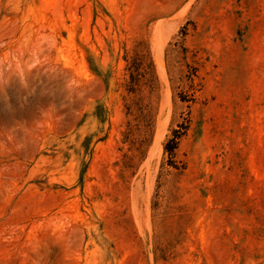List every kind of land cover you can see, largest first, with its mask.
<instances>
[{"label": "rangeland", "instance_id": "1", "mask_svg": "<svg viewBox=\"0 0 264 264\" xmlns=\"http://www.w3.org/2000/svg\"><path fill=\"white\" fill-rule=\"evenodd\" d=\"M0 264H264V0H0Z\"/></svg>", "mask_w": 264, "mask_h": 264}]
</instances>
